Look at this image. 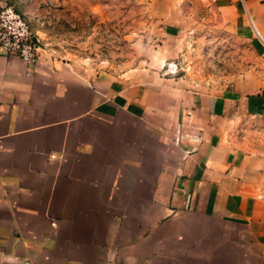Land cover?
<instances>
[{"label":"crops","instance_id":"crops-1","mask_svg":"<svg viewBox=\"0 0 264 264\" xmlns=\"http://www.w3.org/2000/svg\"><path fill=\"white\" fill-rule=\"evenodd\" d=\"M219 9L264 42V0ZM180 30L122 67L42 32L33 62L0 52V264H264V158L238 135L264 78L163 75Z\"/></svg>","mask_w":264,"mask_h":264},{"label":"rangeland","instance_id":"rangeland-1","mask_svg":"<svg viewBox=\"0 0 264 264\" xmlns=\"http://www.w3.org/2000/svg\"><path fill=\"white\" fill-rule=\"evenodd\" d=\"M220 1L0 0V7L22 13L32 31L42 32L43 42L63 59L136 65L153 47L158 49L164 26L175 23L181 29L180 50L163 64L175 59L179 75L197 85L223 86L250 82L251 77L262 81L264 42L224 19ZM160 49L170 51L168 45ZM238 135L264 158V117L245 120Z\"/></svg>","mask_w":264,"mask_h":264},{"label":"built area","instance_id":"built-area-1","mask_svg":"<svg viewBox=\"0 0 264 264\" xmlns=\"http://www.w3.org/2000/svg\"><path fill=\"white\" fill-rule=\"evenodd\" d=\"M46 46L32 31L24 15L11 6L0 7V52L16 55L25 62H33L38 49ZM180 67L173 59L162 66L161 73L166 76L179 75Z\"/></svg>","mask_w":264,"mask_h":264}]
</instances>
